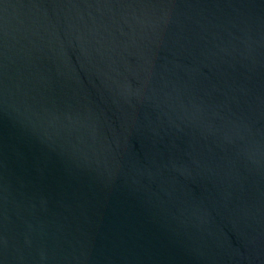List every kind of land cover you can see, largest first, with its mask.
<instances>
[{
  "label": "water",
  "instance_id": "1",
  "mask_svg": "<svg viewBox=\"0 0 264 264\" xmlns=\"http://www.w3.org/2000/svg\"><path fill=\"white\" fill-rule=\"evenodd\" d=\"M0 264H264V0H0Z\"/></svg>",
  "mask_w": 264,
  "mask_h": 264
}]
</instances>
